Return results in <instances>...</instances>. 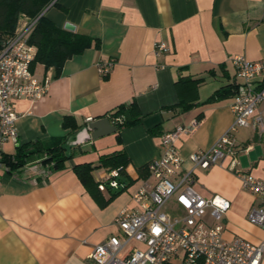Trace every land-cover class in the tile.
I'll use <instances>...</instances> for the list:
<instances>
[{
    "label": "crops",
    "instance_id": "1",
    "mask_svg": "<svg viewBox=\"0 0 264 264\" xmlns=\"http://www.w3.org/2000/svg\"><path fill=\"white\" fill-rule=\"evenodd\" d=\"M44 11L57 28L66 23L74 32L100 42L65 62L58 78L52 68L36 65L41 80L52 77L47 93L38 101L14 100L19 115L17 143L6 142L2 159L18 147L65 140L71 158L52 168L47 178L29 171L14 179L0 169V264H92L93 248L117 232L113 221L131 196L148 179L146 165L161 155L160 136L177 126L192 128L181 134L176 148L182 171L192 168L189 156L207 151L230 128L233 95L204 103L217 90L240 83L232 58L244 57L264 65V0H56ZM168 53L155 56L156 44ZM113 63L101 77L98 64ZM180 78L200 80L179 86ZM264 84V72L258 78ZM182 105H190L186 111ZM123 108L122 118L139 121L120 131L109 126L87 131L86 125L112 116ZM64 116L75 119L78 130L62 128ZM111 118V117H110ZM111 126L114 122L109 119ZM93 136H95L93 138ZM239 151L220 165L194 171L193 189L203 198L227 199L223 239L240 238L257 245L264 227L247 220L259 204L241 187L237 172L264 180L263 150L257 133L238 128L233 133ZM124 152L129 159L121 181H131L124 191L100 208L86 192L73 168L97 166L102 156ZM107 170L97 168L92 178L103 200L115 190L99 188ZM119 188H124L120 185ZM261 264H264V256Z\"/></svg>",
    "mask_w": 264,
    "mask_h": 264
},
{
    "label": "built area",
    "instance_id": "2",
    "mask_svg": "<svg viewBox=\"0 0 264 264\" xmlns=\"http://www.w3.org/2000/svg\"><path fill=\"white\" fill-rule=\"evenodd\" d=\"M54 2L56 0L46 9ZM39 17L20 16L14 34L0 47V169L14 179H19L24 171L47 178L53 168L45 154L18 170H12L8 161L2 159L5 143H17L19 115L12 102L40 100L52 79L47 72L39 80L30 69L36 49L29 44V37ZM168 51L161 43L154 47L155 56ZM232 64L240 83L236 84L231 104L234 121L230 128L209 150L189 156L192 168L188 171H182L183 159L175 144L181 134H189L193 127L177 126L163 133L160 136L161 155L146 165L148 179L131 196L133 207L120 210L113 221L117 232L93 248L88 257L90 263L261 264L264 240L257 245L240 238L225 241L223 222L230 202L218 195L203 198L192 186L196 169L207 170L220 165L227 157L234 158L239 151L247 153L250 150L249 146L242 149L236 146L233 133L238 128L257 133L264 157V84L257 83L264 65L244 57L232 58ZM112 67V62L98 64L99 75L106 76ZM114 122L121 123L122 118L117 117ZM236 176L242 189L259 201L249 210L248 222L264 227V180H257L246 172H237ZM118 177V170L106 172L99 188L118 189ZM171 201L173 205L169 207Z\"/></svg>",
    "mask_w": 264,
    "mask_h": 264
},
{
    "label": "trees",
    "instance_id": "3",
    "mask_svg": "<svg viewBox=\"0 0 264 264\" xmlns=\"http://www.w3.org/2000/svg\"><path fill=\"white\" fill-rule=\"evenodd\" d=\"M54 0H0V47L7 41L15 32L17 21L20 16L25 15L29 18L39 17L43 11ZM57 3L54 2L52 6ZM29 44L36 49V55L31 63L30 69L33 72L36 65H41L45 70L52 68L54 70L53 78H58L61 74L62 67L67 60L73 56L82 54L86 49L93 47L98 50L100 42L87 35L70 32L65 29L57 28L45 15H41L37 20L35 27L29 37ZM200 80H190L189 78H180L176 82L177 91L179 86L192 85L195 87ZM236 84L223 87L212 94L204 103H213L223 98L231 97L236 93ZM183 110L186 111L190 105H182ZM133 110H129L128 118H122L124 114L123 108L112 115L108 116L114 122L117 117L122 118L121 123H115L118 131L123 128L130 127L136 124L138 119H131L133 117ZM64 130L69 129L73 134L78 130L76 121L71 116H64L62 122ZM65 140H61L57 144L43 145L39 142H34L31 145H24L18 147L17 153L5 158L8 161L10 168L18 170L23 166L33 163L40 159L44 154L48 157L47 162L53 163V168H60L66 161L71 158V153H67L65 147ZM11 157L13 159H11ZM129 159L124 152H115L108 156H102L99 159L97 166L91 164L76 165L73 168L75 175L92 199L98 204L100 208L105 207L115 197L120 195L125 188H127L131 181H121V176L124 174V169L128 166ZM97 168H104L107 172L118 170V183L124 185V188H118L110 194L107 200H103L98 190V183H95L92 178V171ZM147 169V168H146ZM109 190H112L107 186Z\"/></svg>",
    "mask_w": 264,
    "mask_h": 264
},
{
    "label": "water",
    "instance_id": "4",
    "mask_svg": "<svg viewBox=\"0 0 264 264\" xmlns=\"http://www.w3.org/2000/svg\"><path fill=\"white\" fill-rule=\"evenodd\" d=\"M64 29L67 30V31H70V32H74V30H75L74 26L71 25V24H68V23H66V24L64 25ZM106 125L109 126V127L111 128V132H115V131L117 130L115 126H111L108 117H107V118H103V119L96 120V121H94V122H92V123H88V124L86 125V130H87V131H97V130L100 131L101 128H102L103 126H106ZM94 137H95V136H93V138H94ZM55 169H56V168H55Z\"/></svg>",
    "mask_w": 264,
    "mask_h": 264
},
{
    "label": "rangeland",
    "instance_id": "5",
    "mask_svg": "<svg viewBox=\"0 0 264 264\" xmlns=\"http://www.w3.org/2000/svg\"><path fill=\"white\" fill-rule=\"evenodd\" d=\"M172 205H173V201L170 202L169 207H171Z\"/></svg>",
    "mask_w": 264,
    "mask_h": 264
}]
</instances>
